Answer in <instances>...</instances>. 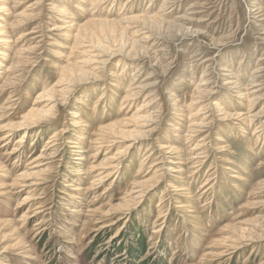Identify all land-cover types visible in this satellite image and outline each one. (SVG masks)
I'll return each instance as SVG.
<instances>
[{"label":"rangeland","instance_id":"rangeland-1","mask_svg":"<svg viewBox=\"0 0 264 264\" xmlns=\"http://www.w3.org/2000/svg\"><path fill=\"white\" fill-rule=\"evenodd\" d=\"M0 34V264H264V0H0Z\"/></svg>","mask_w":264,"mask_h":264},{"label":"bare ground","instance_id":"bare-ground-1","mask_svg":"<svg viewBox=\"0 0 264 264\" xmlns=\"http://www.w3.org/2000/svg\"><path fill=\"white\" fill-rule=\"evenodd\" d=\"M92 9H93V8H92ZM0 35H2V34H0ZM0 43H2V40H1V39H0ZM4 139H5V137L2 138V140H4Z\"/></svg>","mask_w":264,"mask_h":264}]
</instances>
